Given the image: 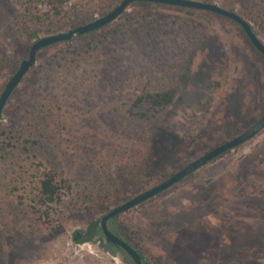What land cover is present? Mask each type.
<instances>
[{
	"label": "rangeland",
	"instance_id": "rangeland-1",
	"mask_svg": "<svg viewBox=\"0 0 264 264\" xmlns=\"http://www.w3.org/2000/svg\"><path fill=\"white\" fill-rule=\"evenodd\" d=\"M197 1L235 12L264 45V12L251 16L254 22L247 16L252 7L260 11L264 0ZM170 7L144 10L132 3L100 30L135 14L187 15L186 9ZM112 9L84 7L60 33ZM18 13L12 0H0V94L31 44L51 35L42 33L29 44L17 41ZM190 17L202 27L204 42L187 63L180 92L146 153L129 136L131 129L116 131L120 117L113 112V95L118 85L99 79L100 65H93L91 58L44 80L48 73L42 68L54 55L67 47L82 49L85 39L100 30L36 54L0 120V132L14 136L0 155V264H132L118 250L111 255L95 243L74 245V233L240 134L264 114V57L233 21L200 10ZM215 82L219 87L206 111L207 86ZM45 171L65 181L62 202L53 209L39 204L37 189ZM74 201L84 203L83 212L71 209ZM113 226L147 264H264V128L118 215Z\"/></svg>",
	"mask_w": 264,
	"mask_h": 264
},
{
	"label": "trees",
	"instance_id": "trees-1",
	"mask_svg": "<svg viewBox=\"0 0 264 264\" xmlns=\"http://www.w3.org/2000/svg\"><path fill=\"white\" fill-rule=\"evenodd\" d=\"M120 2L121 0H12L19 12L14 24L16 40L29 44L42 33L58 34L65 28L66 22L84 7L110 9ZM135 5L144 10L171 8L143 2ZM249 11L252 14L248 12L247 16L254 22L257 20L251 16H261L264 6L258 12L253 7ZM203 42L202 27L186 13L183 16L150 12L135 14L125 23L91 34L85 39L82 49H63L43 66L42 71L44 74L48 73L44 80L49 81L55 73H61L87 58H91L93 65H100V72L97 73L99 79L105 78L118 85L117 92L113 95L116 98L113 112L120 117V128L117 127L116 131L124 133L131 129L129 136L146 153L152 148L164 118L180 92L187 63ZM1 62L0 57V64ZM218 87V82L207 86L206 111L210 108L213 93ZM13 138L11 133L0 132V155L5 153V148ZM64 182L58 180L53 171H45L37 189L39 204L47 209L60 205ZM83 204L74 201L71 209L83 212ZM46 218V222H49V214ZM90 227V234L93 236L97 225L93 222Z\"/></svg>",
	"mask_w": 264,
	"mask_h": 264
},
{
	"label": "water",
	"instance_id": "water-1",
	"mask_svg": "<svg viewBox=\"0 0 264 264\" xmlns=\"http://www.w3.org/2000/svg\"><path fill=\"white\" fill-rule=\"evenodd\" d=\"M136 2L160 4V5H167V6L183 8L188 11L187 15L189 16L193 14V11L200 10V11H207V12L225 17L233 21L234 23H236L242 29L245 36L251 43V45L264 57V45L258 39L250 23H248L246 20L241 18L235 12L225 10L216 4L203 3V2L194 1V0H121V2L117 6H115L111 11H109L107 14H105L104 16L100 18H95L94 20L84 25H81L79 27L73 28L67 32L49 35V36H45V37L35 40L29 48L27 58L23 59L20 62L18 69L16 70L14 75L9 79L2 93L0 94V120H1L3 108L8 98L10 97L12 92L15 90V88L18 86L22 78L29 71V69L35 64L36 54L40 50L46 47H49L51 45L57 44V43L68 42L74 36H77V35H84V34H89V33L98 31L102 29L103 27L107 26L108 24L112 23L114 20H116L128 8L129 5H131L132 3H136ZM263 128H264V115L261 117V119L256 124H254L251 128H249L247 131H245L238 137H235L232 140L227 141L211 149L210 151H208L207 153H205L204 155H202L195 161L189 163L187 166H185L184 168H182L180 171L176 172L175 174L171 175L169 178L162 181L161 183L138 194L137 196L133 197L129 201L111 209L100 220V227L102 230V235L105 238V241L107 243H110L111 245H114L120 248L123 252H125L133 264H143L141 261V257L135 250H133L127 243L120 240L117 236L113 235L108 230L107 222L113 217L169 189L170 187L175 185L177 182L187 177L192 172L196 171L200 167L206 165L207 163L211 162L212 160L226 153L227 151L232 150L246 143L248 140H250L255 135H257ZM249 150L250 148L245 149L243 151V155H246L249 152Z\"/></svg>",
	"mask_w": 264,
	"mask_h": 264
},
{
	"label": "flooded vegetation",
	"instance_id": "flooded-vegetation-1",
	"mask_svg": "<svg viewBox=\"0 0 264 264\" xmlns=\"http://www.w3.org/2000/svg\"><path fill=\"white\" fill-rule=\"evenodd\" d=\"M254 31V30H253ZM244 33V32H243ZM247 38V37H246ZM249 41V40H248ZM254 48V47H253ZM255 49V48H254ZM256 50V49H255ZM257 51V50H256ZM258 52V51H257ZM264 114H262L258 119H256L254 122H253V124L249 127V128H251L254 124H256L260 119H261V117L263 116ZM249 128H247V129H245L244 131H242L240 134H238V135H236V136H234V137H232L230 140H232L233 138H235V137H238L239 135H241L242 133H244L245 131H247ZM256 136V135H255ZM252 139V138H251ZM250 139V140H251ZM230 140H228V141H230ZM250 140H248V141H250ZM247 141V142H248ZM225 142H227V141H225ZM224 142V143H225ZM223 144V143H222ZM221 145V144H220ZM243 145V144H242ZM219 146V145H218ZM241 146V145H240ZM217 147V146H216ZM239 147V146H238ZM215 148V147H214ZM237 148V147H236ZM213 149V148H212ZM235 149V148H234ZM233 150V149H232ZM210 151V150H209ZM230 151V150H229ZM229 151H227V152H229ZM208 152V151H207ZM207 152H205V153H207ZM226 152V153H227ZM204 153V154H205ZM203 154V155H204ZM225 154V153H224ZM224 154H222V155H224ZM222 155H220V156H222ZM219 156V157H220ZM201 157V156H200ZM218 158V157H217ZM217 158H215V159H217ZM198 159V158H197ZM196 160V159H195ZM194 160V161H195ZM213 161V160H212ZM193 162V161H192ZM210 163V162H209ZM208 164V163H207ZM206 164V165H207ZM205 166V165H204ZM203 167V166H202ZM201 168V167H200ZM199 168V169H200ZM198 170V169H197ZM195 172V171H194ZM194 172H192V173H194ZM191 173V174H192ZM190 175V174H189ZM132 199V198H131ZM130 200V199H129ZM129 200H127V201H129ZM126 201V202H127ZM124 213V212H123ZM122 214V213H121ZM120 215V214H119ZM118 216V215H117ZM117 216H115V217H113L112 219H110L108 222H107V228H108V230L113 234V235H115V236H117L120 240H122V241H124L125 243H127L133 250H135L138 254H139V256L141 257V261H142V263L143 264H147L146 263V261L143 259V257L140 255V253L134 248V246H132V244L126 239V238H123L119 233H117L115 230H114V226H113V224L116 222V218H117ZM93 222H90L86 227H85V229L84 230H78V231H76L75 233H74V240H73V243H74V245H79L80 247H82V248H85V247H87L89 244H92V243H95V244H97V245H99L103 250H105L107 253H111V255L112 254H114V253H112V250L113 251H116V250H118V251H121L122 253H124L126 256H127V258L129 259V261L131 262V260H130V258L128 257V255L125 253V252H123L120 248H118V247H116V246H114V245H111L110 243H107L106 241H105V238L103 237V235H102V230H101V227H100V221L98 222V221H96L95 222V224L97 225V227H96V233L93 235V236H91V234H90V226H91V224H92ZM132 263V262H131ZM133 264V263H132Z\"/></svg>",
	"mask_w": 264,
	"mask_h": 264
}]
</instances>
